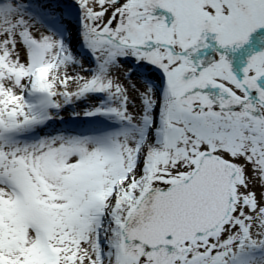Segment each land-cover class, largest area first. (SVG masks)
I'll return each instance as SVG.
<instances>
[{
    "label": "snow or ice",
    "instance_id": "1",
    "mask_svg": "<svg viewBox=\"0 0 264 264\" xmlns=\"http://www.w3.org/2000/svg\"><path fill=\"white\" fill-rule=\"evenodd\" d=\"M0 264H264V0H0Z\"/></svg>",
    "mask_w": 264,
    "mask_h": 264
}]
</instances>
